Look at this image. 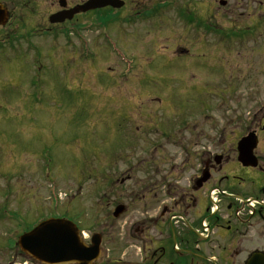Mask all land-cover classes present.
Returning a JSON list of instances; mask_svg holds the SVG:
<instances>
[{"label":"rangeland","instance_id":"rangeland-1","mask_svg":"<svg viewBox=\"0 0 264 264\" xmlns=\"http://www.w3.org/2000/svg\"><path fill=\"white\" fill-rule=\"evenodd\" d=\"M128 9L115 11L119 16L106 26L92 14L84 34L90 57L83 55L84 45L75 36L70 41L62 35H37L35 28L44 26L40 9L26 13L20 29L17 21L1 28L22 37L13 35L7 42L0 35V196L10 180L13 205L38 206L46 216L70 212L71 217L81 209L105 206V175L137 174L139 179L153 161L165 165L161 173L167 171L185 158L182 150L188 142L190 149L195 145V128H201L200 144L206 148L228 146L241 118H251L264 104V54L259 50L264 45L252 51L243 41H234L226 49L217 38L203 39L195 26L186 28L175 15H169L168 27L161 21L153 27L152 22L126 21L132 14ZM246 15L232 21L219 16L217 25L225 31L242 29ZM183 30L189 33H175ZM27 32L32 36L25 37ZM174 43L206 47L205 85L177 82L184 77L200 80L196 71L194 76L162 74L166 68L155 52L173 50ZM213 52L217 65L211 73ZM215 132H222L221 141ZM135 181L134 175L126 185ZM119 190L113 188L115 194Z\"/></svg>","mask_w":264,"mask_h":264},{"label":"flooded vegetation","instance_id":"flooded-vegetation-1","mask_svg":"<svg viewBox=\"0 0 264 264\" xmlns=\"http://www.w3.org/2000/svg\"><path fill=\"white\" fill-rule=\"evenodd\" d=\"M90 1L0 0V7L6 11L9 19L0 28L4 29L17 21L16 27L20 29L26 13L40 9L44 14L41 33L56 35L59 32L69 39L75 36L82 45L79 35L81 31L83 34L89 31L92 14L113 9L110 6L97 10L85 9ZM122 1L124 5L119 10L129 8L127 12L132 11L127 19L134 18L140 23L152 22L153 27L161 21L168 27L171 22L169 15L172 14L186 28L189 24L195 26L203 39L206 35L217 38L226 49H231L234 41H243L252 51L257 45H264V0ZM61 12L71 19L52 23L53 16ZM243 12H247L244 28L219 30L217 24L221 19L216 21L217 17L241 20ZM17 32L9 34L19 37ZM175 33L184 36L189 32L183 30ZM206 44L203 40L202 45ZM201 46L194 45L191 49L174 43L173 50L164 47L163 52H155L157 62L166 68L161 70L162 74L178 76L179 72H188L194 76L196 71L202 76L200 80L184 77L176 79L177 82L181 81L187 86L205 85L206 68L209 66L204 52L206 47L203 49ZM259 50L264 54L263 48ZM212 56L215 68L210 65L211 73L217 65V55L213 52ZM245 59L253 58L248 56ZM261 69H264V62ZM260 74L256 72L257 77ZM252 76L250 72L248 80ZM263 110L262 103L251 118H241L228 146L220 147L215 143L213 147L206 148L202 144L201 149V128H195L199 133L193 143L195 145L190 149L192 144L189 146L185 139L188 142L182 150L185 158L178 163L174 161L167 171L161 173L165 165L159 167L153 161L145 170L146 174L140 175L139 179L136 178L137 174L120 178L105 175L107 190L102 197L105 206L81 209L72 217L70 212L56 217L75 222L87 247H91L93 235L99 234L100 257L94 264H264V115L259 118ZM221 133L212 134L218 142L221 141ZM249 133H254L259 141L254 150L257 157L255 165H244L239 159L238 142ZM216 139L213 141L217 142ZM137 165L139 174H142V164ZM134 175V185H126ZM9 183L10 180L4 183L0 196V264H46L42 259H37L34 250L30 249L36 244L35 239H30L23 249L20 237L53 215L47 217L38 206L13 205L14 194ZM115 186L121 188L116 194L113 191ZM122 204L124 210L117 215V207ZM93 227L96 229L92 231ZM86 229H89L88 233Z\"/></svg>","mask_w":264,"mask_h":264},{"label":"water","instance_id":"water-1","mask_svg":"<svg viewBox=\"0 0 264 264\" xmlns=\"http://www.w3.org/2000/svg\"><path fill=\"white\" fill-rule=\"evenodd\" d=\"M120 6L122 3L119 0H92L85 9L103 7L106 5ZM2 14H0V22L6 23L7 15L6 11L0 7ZM54 21V20H53ZM254 135L244 137L239 143L240 156L239 158L247 165H255L256 158L253 155L255 147ZM73 222L65 219H50L40 224L30 234H26L21 237V244L33 237L38 239V235L41 236L40 248L41 252L36 254L37 257L42 258L49 263H57L61 261H69L70 258H76L80 264H90L93 261L98 249L97 245L91 249H88L82 243L78 229Z\"/></svg>","mask_w":264,"mask_h":264},{"label":"bare ground","instance_id":"bare-ground-1","mask_svg":"<svg viewBox=\"0 0 264 264\" xmlns=\"http://www.w3.org/2000/svg\"><path fill=\"white\" fill-rule=\"evenodd\" d=\"M121 1H122V0H121ZM160 1H161V0H160ZM165 1H169V0H165ZM122 2H124V1H122ZM75 10H76V9H75ZM76 11H77V10H76ZM0 14H2V11H1V10H0ZM65 19H71V18H70V16H65V15L63 14V12L58 13V14H56V15L53 16L54 23H62L63 21H65ZM5 20H7V19H5ZM130 20H131V19H128V20H126V21H130ZM3 22H4V21H1V22H0V26H1V27H3V26L5 25V23L2 24ZM92 23H93V22H92ZM91 25H92V24H91ZM91 25H90V27H91ZM90 27H89V28H90ZM89 28H88V29H89ZM2 30H3V29L0 28V35L5 34L6 36L4 37V41L9 42L13 35H11V34L5 32L4 30L2 31ZM34 31H38V32H37V35H38L39 33H41L39 27L35 28ZM81 32H82L81 36H84L83 31H81ZM81 32H80V33H81ZM28 33H29V32H27V33L25 34V37L32 36V35H31V32L29 33L28 36H26ZM58 33H59V32H58ZM58 33H56V35H55L56 37L60 36V33H59V34H58ZM21 38H22V37H21ZM21 38H19V39H21ZM0 43L2 44V42H0ZM1 44H0V46H1ZM82 45H84V46L82 47V53H83L85 56H90V55H89V52H90L91 48H90L89 46L85 45L84 43H82ZM167 80H168V79H167ZM253 137L255 138V142H256L255 147H254V150H255L256 147H257L258 144H259V141H258V137H257V136H253ZM263 138H264V135H263ZM54 199H55V198H54Z\"/></svg>","mask_w":264,"mask_h":264}]
</instances>
